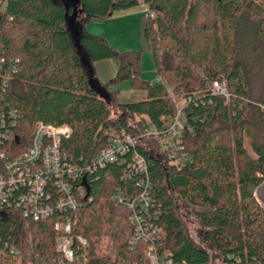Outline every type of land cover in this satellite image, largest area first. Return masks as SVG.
<instances>
[{
  "label": "trees",
  "instance_id": "obj_1",
  "mask_svg": "<svg viewBox=\"0 0 264 264\" xmlns=\"http://www.w3.org/2000/svg\"><path fill=\"white\" fill-rule=\"evenodd\" d=\"M74 1L8 0L0 16V55L17 62L5 98L19 114L13 141L19 153L30 146L37 124L67 125L72 134L63 148L80 165L90 164L107 147L109 129H162L183 101L192 130L184 133L188 161L171 163L155 139L139 149L153 183L159 254L168 252L171 264H264V207L256 197L264 184V0ZM140 6L147 9L144 40L161 80L156 85L140 77V52L115 51L84 27ZM110 59L119 68L101 85L109 96L104 99L93 88L94 64ZM216 81L227 83L228 101L212 94ZM124 82L146 96L117 104ZM129 160L127 155L88 177V198L72 229L80 260L66 264H151L147 243L129 244V211L111 201L117 188L135 186V180H123ZM174 194L199 222L219 262L188 237ZM0 235L8 243L0 264H61L54 220L35 223L13 213L0 219Z\"/></svg>",
  "mask_w": 264,
  "mask_h": 264
},
{
  "label": "built area",
  "instance_id": "obj_2",
  "mask_svg": "<svg viewBox=\"0 0 264 264\" xmlns=\"http://www.w3.org/2000/svg\"><path fill=\"white\" fill-rule=\"evenodd\" d=\"M8 0H0V16L6 12ZM12 19L11 17L9 18ZM17 62H7L0 55V219L13 213L36 222L54 220V229L60 233L59 262L80 260L72 248V229L78 222L77 210L88 198V177L109 164H116L130 155L123 180H135L131 188H117L111 201L129 211L128 222L133 228L129 239L131 248L139 242L149 245L146 257L151 264H171L168 252L159 254L160 230L155 226L158 212L152 194V181L148 162L139 149H148L146 140L155 139L160 151L171 163L182 165L188 161L184 148L185 131L192 132L186 124L184 105L177 109L173 119L164 128L148 125L137 133L125 129L106 132L107 147L89 163L80 165L64 148L63 142L72 131L67 125L53 126L39 123L35 126L28 149L19 153L14 146L19 114L7 99L10 81ZM214 96L228 101L229 90L225 81H216L211 87ZM264 109V106H261ZM78 242L85 245L82 238ZM8 243L0 235V258L6 254ZM9 253L16 257L18 250L11 245ZM86 260V259H85Z\"/></svg>",
  "mask_w": 264,
  "mask_h": 264
},
{
  "label": "rangeland",
  "instance_id": "obj_3",
  "mask_svg": "<svg viewBox=\"0 0 264 264\" xmlns=\"http://www.w3.org/2000/svg\"><path fill=\"white\" fill-rule=\"evenodd\" d=\"M147 18V11L144 8H136L123 13H114L112 17L107 19H93L84 23L85 31L94 36L104 37L109 45L118 52H140L141 53V72L140 77L144 81H148L153 85L160 84L161 80L157 72L154 70L152 54L149 51L148 45L144 40V27ZM115 59H110L106 62H116ZM118 62V61H117ZM99 64V63H98ZM102 74L98 73V81L96 82V91L99 97L105 98L106 91L101 89ZM107 81L110 79L108 74H105ZM114 75V74H113ZM105 81V80H104ZM105 92H103V91ZM142 91L133 89L130 82H124L119 86V92L116 94L115 102L117 104H130L141 101L143 98L138 97L137 94L142 96ZM109 98V96H108ZM112 103V110L114 113L118 112L116 104ZM183 101L177 103V109H181ZM177 204V212L181 216L185 231L188 237L196 243V245L207 249L213 257L219 262L220 257L216 251L204 240L201 232L199 222L195 217L188 214L182 200L177 194H174ZM256 197L260 204L264 207V187H260L256 192ZM106 245V244H105ZM149 247H147V250ZM147 253V252H146Z\"/></svg>",
  "mask_w": 264,
  "mask_h": 264
},
{
  "label": "crops",
  "instance_id": "obj_4",
  "mask_svg": "<svg viewBox=\"0 0 264 264\" xmlns=\"http://www.w3.org/2000/svg\"><path fill=\"white\" fill-rule=\"evenodd\" d=\"M140 7L144 8L147 11L145 6H140ZM121 13H123V12H121ZM106 61H108V60L100 61V63L96 62L94 64L95 71H96V76L98 75V73L102 74L101 78H103V79L101 81H102L103 84H106L107 82H109V80H111L116 75V73L118 71V68H119V65H118L119 63L117 61L114 62V63L113 62H106ZM105 74H108V76H111V77H109L110 79L108 81H107V79H105V77H107ZM97 78H98V76H97ZM137 96L143 98V97L146 96V92L142 91V96H140V94H137Z\"/></svg>",
  "mask_w": 264,
  "mask_h": 264
},
{
  "label": "water",
  "instance_id": "obj_5",
  "mask_svg": "<svg viewBox=\"0 0 264 264\" xmlns=\"http://www.w3.org/2000/svg\"><path fill=\"white\" fill-rule=\"evenodd\" d=\"M66 2H70L71 4H73L75 1L74 0H65ZM76 10H78V9H76ZM68 12H67V18H68ZM70 19H69V28H71V30H72V33H73V31H75L76 30V28H78L77 26H76V18H77V16L76 17H69ZM93 88L95 89V91H96V82H94L93 83ZM102 89V88H101ZM103 91V90H102ZM97 92V91H96ZM104 92V91H103ZM105 93V92H104ZM108 95H106L105 94V98L107 99L108 97H107ZM262 187H264V184L262 185ZM86 188H87V192H88V194H89V191H90V189H89V187L88 186H86Z\"/></svg>",
  "mask_w": 264,
  "mask_h": 264
}]
</instances>
